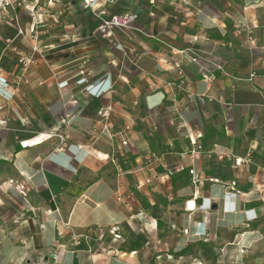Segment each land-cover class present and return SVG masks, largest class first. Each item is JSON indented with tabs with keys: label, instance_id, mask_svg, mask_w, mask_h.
<instances>
[{
	"label": "crops",
	"instance_id": "0c3cea01",
	"mask_svg": "<svg viewBox=\"0 0 264 264\" xmlns=\"http://www.w3.org/2000/svg\"><path fill=\"white\" fill-rule=\"evenodd\" d=\"M105 8L136 30L51 7L23 78L4 42L34 39L0 22V264H264V0ZM188 46L199 63L172 53Z\"/></svg>",
	"mask_w": 264,
	"mask_h": 264
},
{
	"label": "built area",
	"instance_id": "2783aa9c",
	"mask_svg": "<svg viewBox=\"0 0 264 264\" xmlns=\"http://www.w3.org/2000/svg\"><path fill=\"white\" fill-rule=\"evenodd\" d=\"M70 1H76V0H0V22L7 21L15 24L17 29V36H25L26 32H29L31 34V38L34 39V44L30 45V50L27 53H22L17 47L13 46V40H6L4 42V50L5 51H11L16 55V61L17 65L20 68V77H24V74L27 72L28 68L36 63V56L40 54L39 52V45H38V34L37 30L39 26L42 24V19L46 12L51 7H57L59 5H62L64 3L70 2ZM82 2L84 9H86L98 22L97 31L101 34L102 37H107L110 34L113 33L115 30H136L134 27V24L137 20L136 14L133 13H123L120 15L117 14H108L105 7L117 4L119 2L125 1V0H79ZM183 3H186V0H181ZM23 11L25 15H27L30 18V24L27 29H22L19 25L20 18H19V12ZM147 37L153 38V36L145 35ZM67 38V36H65ZM192 43L196 42L198 40L197 37H193ZM119 48L121 51H123L122 47L117 44L116 48ZM135 58L138 57L137 51H133ZM173 54L180 55L184 58H186L191 63H199L200 58L198 57L197 52H195L192 48V46H188L185 48H181L178 50H173ZM133 62V61H132ZM216 69L222 71V67L220 65H213ZM1 68H0V79L1 76ZM78 75L81 77L79 80V83L81 82L83 84L82 91L85 92L90 89L91 84L88 80V73H85L84 71H79ZM213 74H206L203 76V79L208 83L211 84L214 80ZM19 83H17L18 85ZM199 102L204 103L205 97H199ZM6 103L4 101H0V125L2 123L1 121V114L3 110L6 107ZM98 118L103 122L106 123V121L111 116V107L106 106L102 107L97 111ZM67 115L63 116V118L60 119V123L63 125H66L68 123L67 121ZM112 137V135H110ZM189 143L193 148L190 150V155L194 156L197 153H199L202 150V146L195 142V140L191 137H188ZM62 142H64L62 138ZM122 145H127V141L123 140ZM240 159H236L234 161V164L236 167L240 166L241 164ZM191 174H193L192 171H190ZM210 182H217L216 180L209 179ZM200 181L198 179H193L192 184L195 185L199 183ZM230 189L234 191L235 193L239 194V192L236 190L235 183L229 184ZM184 234H188V230H183Z\"/></svg>",
	"mask_w": 264,
	"mask_h": 264
}]
</instances>
